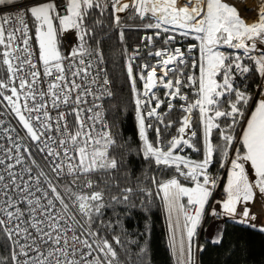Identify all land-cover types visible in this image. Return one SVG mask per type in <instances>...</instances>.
<instances>
[{"label": "snow or ice", "instance_id": "6c2138e0", "mask_svg": "<svg viewBox=\"0 0 264 264\" xmlns=\"http://www.w3.org/2000/svg\"><path fill=\"white\" fill-rule=\"evenodd\" d=\"M0 6L16 9L14 16L0 9V70L6 72L0 79V249L7 252L0 264H135L121 250L143 264L147 255L144 247L131 251L134 241L121 238L126 231L117 234L119 213L136 207L137 189L118 183L122 165L112 150L130 145L117 144L98 103L113 95L97 33L105 14L121 27L120 14L130 12L151 32L142 40L155 62L137 64V46L126 63L138 152L175 175L146 177L155 192L138 191L148 203L161 201L176 264H197L196 252L205 249L196 238L207 217L219 221L212 244L222 243L224 218L264 233L257 224L264 219V0H0ZM69 33L75 43L62 52L59 38ZM178 39L195 43L185 49ZM250 76L259 77L255 92ZM178 101L184 115L173 121L168 117ZM170 128L176 135L165 143ZM185 149L201 158L182 155ZM216 164L227 177L213 206ZM142 210H148L144 202Z\"/></svg>", "mask_w": 264, "mask_h": 264}, {"label": "trees", "instance_id": "16d2710c", "mask_svg": "<svg viewBox=\"0 0 264 264\" xmlns=\"http://www.w3.org/2000/svg\"><path fill=\"white\" fill-rule=\"evenodd\" d=\"M98 16L99 14L96 13ZM121 15V27H116L112 24L110 14L100 17L103 20V29L97 28L98 38L102 41L101 48L103 52L104 62L109 75L110 85L113 95L104 103V113L109 122V126L113 137L116 139L118 145H123L127 142L130 148L116 147L112 150V154L121 162L122 168L118 173L120 187H133L137 192L133 195L132 201L136 207L131 209L125 215L119 213L122 221L121 228L117 229V234L121 230L126 231L127 235H122L121 238L127 242L134 241L129 247L133 253L139 251V247H144L147 250V255L143 256V264H176L175 258L169 247V221L163 205L160 200L153 199L151 203L147 202V198L143 193L138 191L141 187L151 188L155 192V188L150 182V179L155 176L158 180H167L175 175L174 170L157 168L155 164H150L145 161L138 152L139 140L137 137V127L135 120V104L133 101L131 88L127 80L126 63L127 55L131 54L137 46H139L141 57L137 58V64H142L145 60L150 63L155 61L146 57V51L142 38L151 34L139 28L138 25L142 23L138 18H133L131 13H124ZM124 32V41L120 40V32ZM90 45L95 47L94 41H89ZM195 43L188 40L177 41V44H182L186 49L187 45ZM59 46L61 47V40L59 38ZM156 47H163L162 41H158ZM127 54H126V51ZM193 56H198V52L194 50ZM139 71V69H136ZM189 72L193 71L188 69ZM6 72L0 70V79L5 78ZM259 82V77L252 78L250 76L248 83L253 92L256 91L255 83ZM243 87V85H241ZM190 100H194L195 96L192 91L185 90ZM159 95L163 97V89L160 90ZM177 108L170 113L168 119L179 121L184 115L179 109V104L184 103L178 101ZM0 111H3L0 108ZM155 124V121H151ZM194 128L199 131V114L196 112L193 116ZM179 125L177 124L176 127ZM241 125L236 128L235 135L240 132ZM176 135L175 128L164 130L165 143L171 136ZM150 140L155 141L154 129L148 130ZM182 155L188 156L194 160H199L201 154L193 152L190 149H185ZM213 173H221L223 169L216 164ZM184 184L190 185L189 181H184L183 177L179 178ZM117 194L114 190L108 195ZM142 202L147 207V211L142 210ZM108 218L115 219V214L108 210ZM213 222L207 220L205 226L211 227ZM223 240L222 243L212 244L209 237L205 235V227L201 229L200 245L204 246V251L198 252L197 264H264V233L250 230L240 224H233L224 222L222 225ZM197 239V238H196ZM3 242V237L0 236V243ZM0 255H7V252L0 249ZM122 258L135 261V264H140L137 257H125L123 250H121ZM195 258V257H194Z\"/></svg>", "mask_w": 264, "mask_h": 264}, {"label": "built area", "instance_id": "2783aa9c", "mask_svg": "<svg viewBox=\"0 0 264 264\" xmlns=\"http://www.w3.org/2000/svg\"><path fill=\"white\" fill-rule=\"evenodd\" d=\"M16 2L17 3L27 4V3L30 2V0H19V1H16ZM0 9H4V14H10V15H13V16L15 15L16 9L15 8H12V6H0ZM26 19H28V18L26 17ZM31 34L33 35V43H34V33L32 32ZM60 39H61V41L63 43V46H64V52L67 51L68 41H73V43H75V37H74V34H72V33H69L66 38L65 37H60ZM37 52H38V49H37ZM96 63H97V61L96 60H93V69H92V72L93 73H95V71H96V67H95ZM102 67L104 68V71L106 72V74H107V76L109 78V75H108V72H107V68H106L105 62L102 65ZM256 91H257V89H256ZM108 98L109 97H105V100L103 102H99L98 101V103H102V110H103V112H104V103H105V101L108 100ZM88 99L91 100L92 98L91 97H88ZM104 117H105V121L109 124L108 120L106 119L105 113H104ZM12 123L15 124L16 121L15 120H12ZM99 127L100 126L97 125L98 130H99ZM237 138H239V136ZM235 147L238 148V143H235ZM234 154H235L234 151L230 150V157L232 155H234ZM216 174H218V176H219V183H218L217 188H216V190L214 192V199H213V202H212L213 203V206H216L215 200L221 199L224 196V193H223V185L226 182V177H227L226 169H223V171L221 173H216ZM255 210L256 209H253V211H255ZM207 220H211V222H213V218L212 217H207L205 219V221H204L203 226H205ZM224 222L238 224V223H234L231 219H228V218H224L223 223ZM216 223H219V221L217 220ZM257 224H264L263 223V219L257 220ZM246 228H248V227H246ZM248 229L252 230L251 228H248ZM201 231H200V235H201ZM200 235L196 239V242H197L198 245H200V241H199L200 240ZM195 259L197 261V259H198V252H196V254H195ZM175 263H176V258H175Z\"/></svg>", "mask_w": 264, "mask_h": 264}, {"label": "rangeland", "instance_id": "374dc122", "mask_svg": "<svg viewBox=\"0 0 264 264\" xmlns=\"http://www.w3.org/2000/svg\"><path fill=\"white\" fill-rule=\"evenodd\" d=\"M249 22H250V21H249ZM168 221H169V219H168ZM169 223H170V221H169ZM204 227H205V232H204L205 235L208 236V237L210 238L211 235L213 234L215 228H216V225H213V226H212L213 229H212L211 227H209V226H208V227L203 226V228H204ZM200 231H201V229L199 230V235H200ZM199 235H198V236H199ZM177 239H179V234L177 235ZM174 258H175V256H174Z\"/></svg>", "mask_w": 264, "mask_h": 264}, {"label": "crops", "instance_id": "0c3cea01", "mask_svg": "<svg viewBox=\"0 0 264 264\" xmlns=\"http://www.w3.org/2000/svg\"><path fill=\"white\" fill-rule=\"evenodd\" d=\"M16 1H19V0H16ZM33 33H34V30H33ZM61 40V39H60ZM60 50L62 51V52H64V46H63V43H62V41H61V47H60ZM243 126V125H242ZM241 133L239 132V134L237 135V137L240 135ZM239 147H241V145L238 143V148ZM255 209V208H254ZM263 223H264V219H263ZM217 224L218 223H212L211 225H216L217 226ZM213 229V228H212ZM213 234H214V232H213ZM213 234L211 235V237L213 236ZM210 240V239H209Z\"/></svg>", "mask_w": 264, "mask_h": 264}, {"label": "bare ground", "instance_id": "6f19581e", "mask_svg": "<svg viewBox=\"0 0 264 264\" xmlns=\"http://www.w3.org/2000/svg\"><path fill=\"white\" fill-rule=\"evenodd\" d=\"M251 22V21H250Z\"/></svg>", "mask_w": 264, "mask_h": 264}]
</instances>
